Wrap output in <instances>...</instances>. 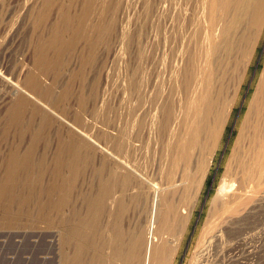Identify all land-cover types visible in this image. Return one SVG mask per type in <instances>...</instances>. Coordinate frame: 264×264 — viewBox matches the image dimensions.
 Segmentation results:
<instances>
[{"label": "rangeland", "instance_id": "obj_1", "mask_svg": "<svg viewBox=\"0 0 264 264\" xmlns=\"http://www.w3.org/2000/svg\"><path fill=\"white\" fill-rule=\"evenodd\" d=\"M58 1L60 3L57 2V0H49V3L51 2L50 6H46V0L45 2L44 0H0V66L4 69V71H6V69L8 68L9 70H11V68L13 70V68L17 66V70H19V68H21L20 65L23 61H25L23 62V64H25L22 65L25 69L27 67L29 71H27L26 69L27 72L25 71L24 75H22L23 77L21 76L22 79L20 78V76L18 77V84H21L24 87V84L26 82V73L29 74V72H36L41 77V80L45 87L53 89V92L50 96H47L45 91H42L41 94L36 93L35 95L30 93L32 97L35 98V100L29 98L31 99V101H29L30 106L23 111L24 114H21V120L19 119V121L14 124L11 122V118L8 114L11 112V104L16 102L17 99L16 97L10 95V98L12 100L8 96L9 100L6 101L8 103L1 105L2 96H5L4 93H9L10 89L8 86L4 85V83H1L0 80V94L2 93L0 95V264H58L59 262L57 260L60 254V246L62 245V243L60 242L62 237L60 238V232L58 230L61 228V218L58 212L51 215L48 211L49 202L54 201L58 203V196L50 197L47 190L49 188L48 186L50 185L51 180L54 178V169L55 167L57 169L59 163L57 161V157L59 148H61L60 144L63 143L66 140L65 138L67 137V131L61 126L62 124H60V122L62 123L65 118L71 119L72 115L78 113V111L80 110L83 111H80L81 115L86 116L85 120H91L90 116L92 115L91 112H93V110L95 111L94 107L100 105L99 107L97 106L96 109H99L100 113H103L102 115H104L105 110H100V108H106V105L109 106V108L111 107L109 112L111 111L112 113L105 114L107 117H105V115H98V117L103 119L102 122H105L106 124L108 123V125L111 124L109 126L106 125L104 129L107 130L108 128H110V131L119 130V132L125 134L124 132H126V130H128L131 126L127 131L129 133H126L128 134V138L131 136L135 138L134 135L144 132L145 134L143 133V135H145L146 139V135H149V133L151 135L152 133L151 130H148L149 128L151 129L152 124H154V120L151 121V119H153V117H156L155 115H153V109L151 108H153L154 105L156 106L159 103H163V100H168L169 97L171 98V96L173 98L174 94L175 100L181 95V91L178 92V94L176 91L177 89L179 91V89L182 87L181 84L178 86L179 88H177L175 87L176 84L174 82L181 81V75L183 74L182 70L184 71V66L187 65L185 61L187 59L192 60L193 57L196 56V44L193 42V46V43H191L193 39L192 36L197 31L196 28L198 27L199 30V27H201L203 24L201 16L199 18L200 20H197V17H199V14H201L199 13V10H196L199 6V3L197 2H200V0H90L91 3L89 0ZM56 2L58 5L62 4L61 7L56 5ZM85 5H87V7ZM43 7H50L48 9H51L50 12L47 11V9H45L46 11H43ZM84 9L88 12L87 14ZM58 10L59 12L62 10V16L61 14L59 15ZM82 10L85 13L81 12ZM40 13L42 16H44V19L49 18L48 20L45 19L46 24ZM191 13L193 14V16H195L193 17L192 15H190ZM57 14L61 17H58ZM81 14L83 15V18L85 15L88 16L89 19L86 18L87 16H85L86 19L84 18V23H86L87 26H85L84 23L80 24V21L78 19L82 17ZM66 15H68L71 19L73 18L75 20L73 22L75 23L71 22V27L68 28L71 29V31L68 29H66L68 30L67 32H65V30L63 31L65 33L64 37L66 38H63L64 33L62 32V38L65 39L64 42L62 38L56 41V32L51 28V26L53 24V21H55L57 18H64ZM78 16L80 17L78 18ZM180 16L183 17L181 18ZM40 17L43 20V22H41L40 24L41 26L39 25L40 21H42L40 20ZM195 18L196 20H194ZM183 19L185 20V24L183 23ZM85 20L87 21L85 22ZM190 21L193 22L191 23ZM186 24L187 26L191 24L189 25V27L191 26L192 28L187 27ZM81 25H84L85 29H82L84 28V26H82L81 28ZM184 25L186 26V28L193 30L191 31L192 35L189 34L190 32H188L190 30L184 28ZM39 26L42 28H40ZM100 26H104L105 28H102L101 30ZM86 27H89L87 28L88 30L86 29ZM97 28L99 29V31ZM80 29L83 31H81ZM93 29L96 30L94 31ZM185 29L187 30V33L189 35L185 32ZM72 31L76 34H74ZM88 31V34L90 35L85 34ZM90 31H93V35H91ZM71 32L74 35H71ZM185 34L187 35V37L185 36ZM79 35L81 37L83 36L81 40H79ZM190 35L192 39L189 41ZM258 35L260 38L259 40ZM84 36L86 37L84 38ZM255 36H253V40L251 41V43H248L244 47L247 51H243V49L241 50L242 53H239L241 51L235 52L233 55H231L232 58L230 56L229 61L226 60L228 64L226 63L225 68L229 66L231 69L229 70L228 68L230 72L227 71V68L225 69L226 72L229 73L227 75L225 72V82L227 88L229 89L228 98L230 101V105H227L225 109L227 110L226 114H228V117L226 116L227 124L223 127V132H221V136L219 138L220 140L215 146L216 148H213V152L211 153L207 151V154L205 155V158L208 157L211 162L208 161L209 159L207 158L208 165L205 168V172L206 170L207 172L204 174V179L199 178L195 181H192V183L187 182L191 185L194 184L192 186L189 185L192 190H190V193L192 195L190 194L189 198L187 199V201L189 199L190 201H183L182 205L184 208L187 207L190 219L185 218L183 222L181 221L183 224L181 222L177 224L175 232L176 234L173 232L175 236L173 234L169 235L170 237L173 235L171 239L169 238L170 240L174 239L176 240V242H179L181 244H179L180 246L178 245L179 249L176 251V254H174L175 256L171 257L172 259L170 258L171 261L169 260L168 264H264V190L258 192L256 195H253V197H248V199L245 200V204L237 208V210L234 212H223L224 214H222L223 207L221 206L222 204L220 205V198L217 202V206L213 203V200L217 195V190L221 186V182L224 180L223 177L225 176L223 175L226 174L228 168L227 166L230 162L229 159H231V155L234 150L233 148H235L234 144H236L239 127L245 121L243 118H245V114L248 111L247 104L252 97V91H254L252 85L263 69L264 27L261 29V31H255ZM184 38H186V40ZM254 38H256V41L258 40V42H256ZM94 40L96 41V43L94 42ZM180 40L182 41L180 42ZM185 41L187 43L190 42L192 45H190V43L189 45H186ZM40 42L43 43V45H41L42 47H40ZM90 42L95 44L93 45ZM255 42L256 44L254 45ZM55 43H58V47ZM62 43L66 44L63 45ZM53 44L56 46H54ZM250 44V47L253 48H249ZM48 45L49 48L47 50L50 51L46 50L45 46L48 47ZM60 45L64 46L63 50L65 51V53L63 51V53H61V55L59 56V61L57 62L56 67H54L50 72L47 71L48 73L43 70L44 72L42 71V74H40V67H38L36 63V61L38 62V58L36 59L35 57H44L45 54L44 59H46L47 62H51L52 59L53 61H56L58 58L56 53L59 51V49H61ZM53 46L54 48L57 47L56 49H54V51L56 50V53L53 52V49L51 50ZM91 46L97 50V56H95V58L91 60L92 63L90 62L83 65V55L81 54L83 51L88 52V49L89 47L91 48ZM185 47H188V50ZM40 48H43L45 51H47V53H50L51 51L52 52L50 54H46L45 51L40 50ZM180 49H182L183 52ZM184 49H186L187 51ZM37 50L44 51V53L41 52L40 54V52L38 53ZM190 50H193L194 52H191L190 54ZM186 52L189 53L188 57ZM179 54L180 56H185L180 57ZM192 54L193 57H190V55ZM235 54H237V58L245 57L243 58L244 62H241V58V60L239 59L240 63H237V61L239 60L235 58ZM177 57L179 59H177ZM185 57H187L186 60ZM50 58L51 60H49ZM180 58L182 61L185 60L183 61L185 65L181 62ZM233 58H235L236 60H233ZM172 59L173 61H175L176 59V63H173ZM230 59H232L236 63ZM179 60L180 64L177 63ZM232 62L234 65L231 64ZM182 64L183 66H179ZM236 65H239V68ZM103 66L105 69L103 68ZM174 66L175 68L177 66V68L179 67L180 69H175ZM232 66H234L235 69ZM231 67L233 68V70ZM106 68L111 69H109L108 72L106 71ZM236 68H238V70H236ZM103 70H105L104 73ZM178 70L181 72H178ZM16 71L14 73H16ZM174 71L176 74L174 73ZM173 73L176 79L172 77ZM230 73L232 74V77H234V79L231 77ZM17 74L18 71L15 76H17ZM176 76L178 78L180 77V81ZM236 77L238 78L237 80ZM108 78L113 79L109 81ZM130 78L133 81H130ZM106 79L108 80L106 81ZM127 79L129 80V83L125 85L128 81ZM172 81L174 85L171 83ZM229 81L231 82V84ZM12 82L17 83V79H12ZM157 82H160V84H158L160 85L159 87H156ZM105 83L111 84H109V86ZM135 83L138 85H136ZM148 83L152 87L147 85ZM129 84L136 89L132 91L133 87H131L130 92ZM167 84L169 87L167 86ZM227 84L230 86H228ZM127 86L129 91L126 89ZM137 86L144 87V91L143 88L142 91L147 92L141 93V88ZM171 86L176 89L175 90L174 88H172L173 90H175V93L173 90H171ZM105 87L107 90L105 89ZM146 87L153 89H147ZM164 87L167 89L166 91ZM124 89L128 92L123 91ZM137 89L140 90L137 91ZM157 89H159V91H157ZM149 90H151V93ZM161 90H164L166 96L170 92L168 98H166ZM237 91L238 93H235ZM106 92L108 94H106ZM152 93L154 95H152ZM156 93H158L159 95H157ZM161 93L164 97H162ZM176 94L179 96H177ZM130 95L132 98L130 97ZM139 95H145L146 98L148 97L146 99L145 96H143L144 101H148L150 99L151 100L148 102L143 101L146 107L144 105H141V108L145 109V111L141 109L143 111H141V113L139 112L140 114H138L141 117L140 119H143L141 121L144 126L132 127L134 126V123L130 119H128L129 108L127 106L131 103L129 101H132V104H135L139 99ZM152 96L155 98H153ZM102 97L105 101L108 102L103 101ZM158 97L160 98V100L162 98L163 99L160 101ZM96 98H98L99 100ZM106 98L108 99L106 100ZM134 98L137 100L135 101ZM231 98H234L236 101H234V99L231 101ZM152 99H154V101L158 104H154V102L152 103ZM100 101H102L103 104L104 102L106 104L103 106V104H101L102 102ZM138 102L137 105H139ZM143 102L141 104H143ZM232 102H234V105H232ZM83 103L86 106H84ZM95 103L97 105H95ZM228 106L230 107V111ZM48 109L54 111L59 116V118H57L56 120V118H54V116H52L50 113H48L49 115L47 116L44 115L43 113L49 111ZM75 109L78 111L76 112ZM147 111L148 113H146ZM109 115L111 117H109ZM147 115H149V117L151 118L150 120H148L149 117ZM139 116H137V119H139ZM60 117L63 120H61ZM105 119H107L108 121ZM145 119H147L145 121L146 123L148 121L147 124H149V121H151L149 124L150 126L147 125V127L145 125ZM130 122L132 124H130ZM126 123L127 125H130H128V129H126ZM96 125L100 124L96 122ZM136 125L137 123L135 124V126ZM91 128L92 127L90 126L88 129ZM141 129H143L142 132ZM100 138V140L97 138L98 140L96 142L98 143L96 144L101 145L96 146V148L93 146V153H91L84 159L83 174L81 177V181L83 183V191L85 192L84 195L89 196V194H97V191L100 189V185L102 184V182L108 179V168H112V166H114L115 164L113 161H111L110 163L106 161L104 162L106 164L105 169L100 168L103 163L101 161V147H104L105 150L107 149L106 151H119L116 154L121 160L130 162L133 164V166L136 165V170L140 169L138 170V172L140 171L141 175L144 174V176L142 175L144 180H137L136 183H133V181H131L130 184L128 183L126 185V187L124 188L125 190L122 191L123 195L119 191L117 192V194H115L116 198L120 196L118 194H121L120 198H123L124 200V208L126 210L128 209L127 211L124 209L125 213H122V217L124 226L127 228L126 231L129 234L127 236H129L130 239L132 238L131 241H133V237L136 234H140L142 230H144V227H148L147 225H149L148 222L150 220L149 215L152 202V190L147 187V182H150L152 180L151 182L153 183L155 181L159 183L158 181H160L159 176L156 174L157 169L155 170L158 163L160 162L159 153L155 147V143H153L152 147L151 145L147 146V148H145V146L139 147L141 150L138 148V150L136 151H132V149H124L122 151L120 148L115 149V146H112L111 148L109 147L110 149L108 147L106 148V146H110L107 145L108 141L105 142L106 140L104 141V138ZM30 147L33 149L32 159L29 164L30 167L26 168L25 170L22 169L21 172L18 171L19 173L17 174L14 181L15 183H13L11 188L6 186V172L7 168L9 167V156L11 151L19 150V153L22 154L21 156H24L25 152ZM125 150H127L128 152ZM140 152L142 153V155L140 154ZM128 154L129 156H127ZM175 155H177L176 159L173 158ZM172 156L173 157L170 156L171 159L167 161L169 162L167 164H173L170 167L172 171L170 170L169 166L168 168L166 166L168 171H171L172 173L180 171L181 173L179 172L178 174H182V170L184 169L183 165L187 164V167L189 165L188 169L184 166L188 170H186V172H196L198 163H196L197 161L195 159L191 161L186 159L182 160L186 161L184 163L180 161L182 159V154L180 155L179 153L178 155V153H174ZM134 157H136V159ZM187 162H191V164H188ZM178 164L179 166H181L179 167ZM172 167H175V170ZM102 170L103 173L101 172ZM100 178L103 181L100 180ZM141 182L143 183V185H141L142 188H137L136 184H142ZM88 187L91 189H89ZM221 200H223L222 197ZM69 206L70 208H73L72 205ZM82 206V208H87V205H85V203H83ZM213 206H215L216 208ZM50 218H53V222L50 221ZM53 223L55 224V230L50 229V226H52ZM218 232L220 234L218 239H212L215 233ZM88 245L86 246V248L90 251V253H92L94 250L92 249V247L94 248V246H91L90 243H88ZM67 250L72 252L73 248ZM86 263L88 264V262ZM140 264H143L142 261Z\"/></svg>", "mask_w": 264, "mask_h": 264}, {"label": "bare ground", "instance_id": "obj_2", "mask_svg": "<svg viewBox=\"0 0 264 264\" xmlns=\"http://www.w3.org/2000/svg\"><path fill=\"white\" fill-rule=\"evenodd\" d=\"M46 1H47V3H45L46 6H50L51 2L49 3V0H46ZM44 2H45V0H44ZM57 2H59V1L57 0ZM57 2H56V5H58ZM90 3H91V1H90ZM197 3H199V6L197 7L198 9H196V8H194V9H196L197 11L199 10V13H201V14H199V17H197L198 18L197 20H200L199 18L201 16L203 24L201 23L202 26L199 27V30H198V27L197 28L195 27L197 31L195 33L193 32L194 33V35L192 36L193 39L191 37V35H192L191 31H193V30L189 29L191 27V26L189 27V25H191V24H189L188 26L186 24V26L189 28H186V26L184 25L185 26L184 28L190 30V31H188V32H190L189 34H191L189 36L190 39L188 38L189 41L192 39L191 43L194 42L196 44V47H195V51L197 49V51L195 52L196 56L193 57V54H192V55H190V57H193V59L192 60L191 59L186 60V58L188 57V54H189L188 52H186V54H187V57H185L186 61L185 60H183V61H185V63L187 65H185L180 58L181 62L185 65L184 66L185 68L183 67L184 71L182 70L183 77L181 75V81H180V79H179L180 77L178 78L177 76H179V75H177L176 77H177V79H179L180 82L175 81L174 83L176 84L175 87L179 88L178 86L180 84L182 87L178 91V89L176 90L174 87H172L174 85L173 79H172L173 81L171 82L173 84L171 86V90H173L172 88H174L177 91V94H178V92L181 91L180 96L176 94L177 96H179L176 100L174 98L175 94H174L173 98L171 96V98L169 97L168 100L165 99V100H163V103H159V104L156 103L154 101V99H152V103L154 102V104H158V105H156V106L154 105V107L151 108V109H153V115H155L156 117H153V119H151L149 117V115H147L149 117L148 120H150V119H151V121L154 120L153 121L154 124H152V128L148 129L149 131L150 130L152 131L151 135L149 133L150 136L146 135L147 138L145 139V135H143V133H144L143 132L141 134L134 135V137L137 139L133 138L132 136L128 138V134H126V133H129L127 131L130 129L131 126L128 124L130 126L128 129L127 123H126V125H127L126 129H128V130L125 129L126 130V132H124L125 134L119 132V130L110 131V128H108L107 130L104 129V127H106V125H108V123L106 124L105 122H102L103 119L98 117V115L100 116L103 113L101 114L99 109H96V107L98 106L96 103H95V105H97V106L94 107L95 111L94 110H93V112H91L92 110L90 111L92 113V115L90 116L92 121L89 118L88 119L90 121L85 120L86 116H82L81 112H80L82 110L78 111L76 109L75 110H76V112L78 111V113L73 114L71 119L65 118L66 120L65 119L63 120L60 117L61 120H63L62 123L60 122V124H62L61 126L67 131V137L65 138L66 140L60 144L61 148H59L58 157H57L58 158L57 161L59 163H58L57 169H56V167L54 169V178L51 180L50 185L48 184L49 185L48 190L46 189L48 191V194L50 197L58 196V203L54 202V201H50L49 202V208H48V211L51 215L58 212L60 214V218H61V228L58 231L60 232L59 233L60 238L62 237L61 241H60L62 243V245L60 246V251H59L60 254H59L58 260H57V261H59L58 264H85L86 262H88V264H140L141 261L143 264H168L169 260L171 261V259H172L171 257H174L175 256L174 254H176V251L179 249L178 245L181 243L176 242V240H174L173 238H172L173 240H170V239L174 235L173 232L174 233L176 232L177 224L181 221L183 222V220H185V218L190 219L187 207L184 208L182 205L183 201L186 202L187 199L189 198L190 194H191L190 193L191 188L189 186L191 184H189L187 182L192 183V181H195L196 179H199V178L204 179V177H205L204 174L207 172V170L205 172V168L208 165V163H207L208 157L205 158V155L207 154V151L211 153V152H213V148L214 149L216 148L215 146H216L217 142L220 140L219 138L221 136V132H223L222 131L223 127L226 126V124H227L226 119L228 117V114H226L227 110H225V109H226L227 105H230L229 104L230 101L228 98V90L229 89L227 88L226 82H225V72H226L225 69L227 68V71H229L231 69L229 66L225 68L226 63H227L226 60L229 61L230 56L233 55L235 52H239L243 49H244L243 51H245L246 49L244 47L248 43H251V41L253 40V36H255V31H257V30L261 31V29L264 27V0H200V2H197ZM45 4H44V6H45ZM61 5H58V6L61 7ZM85 6L87 7V5H85ZM43 8H44L43 11H46L45 9H47V11L50 12V10H51V9L48 10L50 7L49 8L43 7ZM41 10H42V5H41ZM87 10H88V8H87ZM54 11H55V9H54ZM38 12H40V11H38ZM81 12H83V10ZM58 13H59V15L61 14V16L63 15L62 10L60 12L58 10ZM83 13H85V12H83ZM87 13L88 12L86 11V14ZM196 13H198V12H196ZM82 14H81V16H82L81 18H79L80 16H78V18H79L78 20L80 21V24L84 23V18H85V16H87L84 14L85 16L83 18ZM40 15H41V13H40ZM190 15L193 16L192 13ZM57 16H58V14H57ZM61 16H58V17H61ZM43 17L44 16H42V18ZM180 17L182 18L183 16H180ZM42 18L40 17V20H42ZM86 18H88V16ZM181 18H180V20H181ZM45 19L48 20L49 18L48 19L45 18ZM45 19H44V22L46 24ZM58 19H61V20H58ZM194 20H196V18ZM73 21H75V20L73 18L71 19L68 15H66L64 18H57L55 21H53L51 28L56 32V37H55L56 41L60 40L62 38L64 30H65V32H67L68 30L71 31V29H68V28L71 27V22H73ZM86 21L87 20H85V22ZM41 22H43V20L40 21V23L38 22L39 25L41 24ZM181 22H183V21H181ZM73 23H75V22H73ZM183 23L185 24V20ZM197 23H198V21H197ZM197 23H196V26H197ZM84 25L87 26L86 23H84ZM84 25H81V28ZM194 25H195V23H194ZM47 26H48V24H47ZM85 26L82 29H85ZM88 26H89V23H88ZM98 26H96V27H98ZM72 27H73V25H72ZM77 27H79V26H77ZM40 28H42V27H40ZM87 28H89V27H86V29ZM102 28H105V27L102 26L100 29L102 30ZM195 28H194V30H195ZM66 29H68V30H66ZM81 31H83V30H81ZM98 31H99V29H98ZM72 32H71V35L74 33V32L73 33ZM78 32H79V30H78ZM84 32H85V30H84ZM92 32L90 31L91 35H93ZM183 32H182V35H183ZM185 32L187 33V30ZM88 33H89V31L85 34L87 35ZM74 34H76V33H74ZM95 34H97V33H95ZM88 35H90V34H88ZM64 36H65V33L63 35V38H66ZM76 36H78V35H76ZM185 36L187 37L186 34H185ZM80 37H79V40H81L83 36L81 38ZM85 37L86 36H84V38ZM63 38H62V40L64 42L65 39H63ZM184 39L186 40V38H184ZM254 39L256 41V38H254ZM259 39L260 38L258 35V40ZM182 40H180V42ZM258 40L256 42H258ZM53 42H54V40H53ZM92 42H93V39H92ZM94 42L96 43L95 40H94ZM187 42H188V40H187ZM187 42L185 44L189 45L190 42L189 43H187ZM256 42L254 43V45L256 44ZM66 43H64V44H66ZM191 43H190V45H192ZM194 43H193V46H194ZM55 44H57V47H58V43H55ZM91 44H93V43H91ZM41 45H43V43L40 42V47H42ZM51 45H50V47H51ZM183 45H184V43H183ZM183 45H181V46H183ZM54 46H56V45H54ZM54 46L51 48V50L53 49V52L56 53V50L54 51V49H56L57 47L54 48ZM250 46H251V44L249 45V48H253ZM45 47L47 50L49 48V45H48V47L47 46H45ZM45 47H43V48H45ZM256 47H257V45H256ZM43 48L42 49L40 48V50H44ZM60 48L61 49L58 48L59 51L56 53L58 56L56 61H53V59H52L51 62H47L46 59H44L45 54H44V57H40V58L35 57L36 59L38 58V62L36 61V63H37V66L40 67V69H39V71L41 70L40 74H42L43 70H45L46 73H48L47 71L50 72V71H52V69L54 67H56L57 62L59 61V56L64 51L63 50L64 46H61ZM185 48H187V50H188V47H185ZM180 50L182 51V49H180ZM184 50H186V49H184ZM193 50H194V48H193ZM193 50L192 51L190 50V54H191V52L192 53L194 52ZM44 51L37 50V52L38 53L40 52V54H41V52L44 53ZM47 51H50V50H47ZM47 51H45L46 54H50L52 52L51 51L50 53L49 52L47 53ZM64 53H65V51H64ZM96 53H97V50L95 48H93L92 46H91V48L89 47L88 52L83 51L81 54V55H83L82 56L83 57L82 62H84L83 65L90 63L91 60L94 59L95 56H97ZM106 53H109V52H106ZM239 53H242V51ZM180 54H179V56H180ZM183 54H185V53H183ZM249 54H251V53H249ZM100 55H101V53H100ZM236 55L237 54L234 55L235 58H237ZM48 56H47V58H48ZM104 56H106V55H104ZM183 56H185V55H181L180 57H183ZM243 56H244V54H243ZM245 56H246V54H245ZM101 58H103V57H101ZM231 58H232V56H231ZM235 58H233V60ZM241 58H242L241 62H244L243 58H245V57H241ZM241 58H237V60H239V59L241 60ZM177 59H179V58L177 57ZM49 60H51V58ZM180 60L177 63H179ZM230 60H232V59H230ZM240 60L237 61V63L238 62L240 63ZM172 61H173V59H172ZM175 61H176V59H175ZM175 61H173V63ZM23 62H25V61H23ZM23 62H22V64H23ZM233 62H235V61H233ZM233 62L231 64H233ZM22 64L20 65L21 68H19V70H17L18 69V66H17V67H14L13 70L11 67H10L11 70H9V68L8 69L5 68L6 71H4V69L0 66L1 83H4V85L8 86L10 89L9 93H4L5 96L4 95L2 96L1 105L8 103L6 101L9 100L8 96L10 98V95H12L13 97H16V99H17L16 102L11 104V107H10L11 112L8 114L11 118L10 119L11 122L14 124H16L19 121L21 114H24L23 111L27 107L30 106L29 101H31V99L35 100V98L32 97V95L30 93L35 95L36 93L41 94L42 91H45L46 95L50 96L53 92L52 88H49V87L46 88L45 87V85L43 84V82L41 80V77L36 72H33V73L29 72V74L26 73V82L24 84L25 86L23 87L21 84L19 85L18 84V82H19L18 77L20 76V78H21V76L24 75V73L27 69V67L25 69L23 66L25 63L23 65ZM183 64L179 65V66H183ZM229 64H230V62H229ZM171 65H173V64H171ZM239 65H241V64H239ZM239 65H236V66L238 67ZM232 67L234 68V66H232ZM103 68H104V66H103ZM174 68H175V66H174ZM176 68H177V66H176ZM228 68H229V70H228ZM233 68H232V70H233ZM238 68H236V70H238ZM106 69H107L106 71H108L111 68H106ZM16 70L18 71L17 76H15L17 73ZM15 71H16V73H14ZM27 71H29V70L27 69ZM104 71L105 70H103V73H104ZM80 72H81V70H80ZM178 72H181V71L178 70ZM171 73H172V71H171ZM174 73H175V71H174ZM174 73H173L172 77L174 79H176L174 77ZM237 73H238V71H237ZM78 74H79V72H78ZM226 74L228 75L229 73L226 72ZM230 75L232 77L231 73H230ZM168 76H169V74H168ZM233 76H234V73H233ZM9 77H12V78H9ZM104 77H107V76H104ZM14 78L17 79V83L12 82V79L14 80ZM232 78L234 79V77H232ZM108 79L110 81L113 78L112 79L108 78ZM108 79H106V81ZM226 79H227V77H226ZM228 79H230V78H228ZM237 79L238 78L236 77V80ZM100 80H103V79H100ZM130 81H133V80L131 79ZM23 82H22V84H23ZM100 82H99V84H100ZM111 82H113V81H111ZM160 82L159 83L157 82V85L160 84ZM234 82H235V80H234ZM128 83H129V80L127 81L126 84L125 83L124 84L127 85ZM136 83H137V81H136ZM55 84H56V82H55ZM109 84H111V83H109ZM109 84L107 83L106 85H109ZM124 84H122V85H124ZM230 84H231V82H230ZM122 85H121V87H122ZM136 85H138V84H136ZM147 85L150 86L149 83ZM157 85H156V87L160 86V85H158V86ZM167 86H168V84H167ZM228 86H230V85H228ZM252 86H253L254 91H252L253 92L251 94L252 97L247 104V107H248L247 110L248 111L245 114V118H243L245 121L243 120L244 122L243 123L241 122L242 124L238 130V137L236 140V144H234L235 148H233L234 150H233V153L231 155V159H229L230 162H229V165L227 166L228 168H227L226 174L224 173L225 175H223V176H225V177H223L224 180L221 182V186L218 188L217 195L215 196V199L213 200V203L217 206V202L220 198V205L222 204L221 206L223 207L222 208V214H224L223 212L229 213V212L236 211L237 208H239V207L243 206V204H245V200L248 199V197H251V196L253 197V195H256L258 192L264 190V60H263V69L261 70V73L259 74V76L257 77L256 81L253 83ZM2 87H4V86H2ZM106 87H105V89H106ZM131 87H133V86L130 85V92H131ZM137 87H140L141 91L143 88V91H144V87H141V86H137ZM150 87H152V86H150ZM126 89L129 91L128 86ZM134 89H136V88L133 87L132 91ZM147 89H153V88H147ZM159 89H161V88H159ZM159 89H157V91H159ZM106 90H104V91H106ZM138 90H140V89H137V91ZM166 90L167 89L165 88V91ZM175 90H173L174 93H175ZM236 90H237V88H236ZM238 90H240V89H238ZM123 91L128 92L125 89ZM135 91H134V94H135ZM141 91H139V92H141ZM143 91L141 93L147 92V91L146 92H143ZM149 91L151 93V90H149ZM161 91L164 93V90H161ZM168 91H169V88H168ZM153 93H152V95L155 94V93L154 94ZM158 93H156V94L159 95ZM169 93H168V95H170ZM235 93H238V91ZM106 94H108V93L106 92ZM129 94H131V93H129ZM43 95H45V94H43ZM145 95H143V96H145ZM161 95H162V93H161ZM164 95H165V93H164ZM168 95L167 96L165 95L166 98H168ZM143 96L139 95L138 100L134 98L135 101L136 100H137V102L139 101L138 102L139 105H137V102L135 104H132L133 102L129 101L131 103L128 104V106H127L129 108V115L127 114L129 117L128 119H130L134 123L133 124L134 126H132V127L144 126L142 121H141L143 119H140L141 117L138 115L141 113V111H143V110L145 111V109L141 108V105H144L145 104L144 102L147 101V100L144 101ZM130 97H131V95H130ZM130 97H129V99H130ZM152 97H150V98H152ZM162 97H164V96L162 95ZM29 98H31V99H29ZM98 98H96V99H98ZM125 98H126V96H125ZM145 98H146V96H145ZM153 98H155V97H153ZM107 99L108 98H106V100ZM116 99H117V97H116ZM233 99L231 98V101ZM102 100L105 101L103 97H102ZM150 100H148V101H150ZM159 100H160V98H159ZM85 101H87V100H85ZM234 101H236V100L234 99ZM97 102H99V101H97ZM100 102H102V101H100ZM105 102H108V101H105ZM105 102H104V104H103V102L101 104H103V106H104L106 104ZM142 102H143V104H141ZM70 103H72V102H70ZM152 103H151V107H152ZM233 103L234 102H232V105H234ZM40 104H41V102H40ZM83 105H84V103H83ZM84 106H86V105H84ZM92 106H93V104H92ZM144 106L146 107V105H144ZM144 106H142V107H144ZM147 106H148V104H147ZM39 107H41V106H39ZM105 107L106 108H100V110L101 109L105 110V114H108V113L111 114L112 112L111 111L109 112L111 107L109 108V106H106V105H105ZM88 108H89V106H88ZM6 109H7V107H6ZM82 109H84V108H82ZM141 109H143V110H141ZM231 109H232V107H231ZM48 110L49 111H47L43 114L47 116V115H49L48 113H50L52 116H54V118H56V120H57V118H59V116L54 111H52L51 109H48ZM149 111H151V110H149ZM229 111H230V107H229ZM73 113H74V111H73ZM146 113H148V111ZM84 115H86V114H84ZM104 115H102V116H104ZM150 115H151V113H150ZM137 116H139L138 118L140 120L137 119ZM144 116H142V117H144ZM105 117H107V116L105 115ZM109 117H111V116L109 115ZM151 117H152V115H151ZM107 119H105V120H107ZM146 120L147 119L144 120V123L147 126L150 124L151 121H149V124H147L148 121L146 123L145 122ZM45 122H46V120H45ZM93 122H95V123H93ZM96 122L99 123L100 125H96ZM136 123L138 126L137 125L135 126ZM93 124H95V125H93ZM130 124H132V123L130 122ZM109 125H111V124H109ZM90 126L92 128L88 129ZM142 130L143 129H141V132H142ZM146 130H144V131H146ZM100 137L104 138V141L106 140L105 142L108 141L107 145H110V146H106V148L107 147L111 148L112 146H115L116 147L115 149L120 148L122 151L124 149H132V151L133 150L136 151L141 146H145V148H147V146L151 145V147H152L153 143H155L156 144L155 147L159 153L160 162L158 163L157 167L155 166L156 167L155 170L157 169L156 174L159 176L160 181H158L159 183H157L156 181H155L156 183L155 182L153 183V182H151L152 180L150 182H147V185H148L147 187H149L152 190L151 191L152 202H151V206H150L151 208H150V215H149L150 220L148 222L149 225H147L148 227H144V230H142V232L140 234H138V235L136 234L133 237V241H131L132 238L130 239L129 236H127L129 234L126 231L127 228L124 226V223H123L122 213L124 212V209H125L124 208V200H123V198H120L121 194H118V195H120L118 198L115 197V194H117L118 191L120 193H122V191L125 190L124 188L126 187V185L128 183L130 184L131 181H133V183H136L137 180H139V181H142V179L144 180V178L142 177V175L144 176V174L141 175L140 174L141 172L140 171L138 172V170H140V169L136 170V168H137L136 165H134L135 166L134 167L132 163L121 160L118 157V155L116 154L119 151L118 152H112L109 150L106 151L107 149L105 150L104 147L103 148L99 147L101 150V157H102L101 161L103 162V163L101 162L102 165L100 168L105 169L106 164L104 162H106V161H108L109 163L111 161H113L115 164H114V166H112V168L111 167L108 168L109 176H108L107 180L103 181L100 178V180H102L103 182L100 185V189L97 191V194H94V193H93V195L89 194V196L86 195L87 197L84 195L85 192L83 191V183L81 181V177L83 174L84 159L86 157H88L91 153H93L92 152V151H94L92 148L93 146L96 148V146L101 145V144H98V145L96 144V143H98L96 141L98 139L99 140L101 139ZM137 143H139V144H137ZM31 147H33V146H31ZM31 147L25 152L24 156H21L22 154L19 153V150L18 151H15V150L11 151L10 156H9V165H8L9 167L7 168V172H6L7 173V181L5 182L6 186L11 188L13 183H15L14 181L16 179L17 174L19 172H21L22 169L25 170L26 168L30 167L29 164L31 162L32 154H33V149ZM148 149H149V147H148ZM113 151H114V149H113ZM125 151H127V150H125ZM174 153H178V155H179V153H180V155L182 154V159L181 160L177 159V160H180L181 162H184V163L186 161H182V160L186 159V160L191 161V160L195 159L197 161L196 163H198L197 169L195 168L196 172H194V173L186 172V170L189 168V165L187 167L186 166L187 164L186 165L182 164L183 168H184L183 170L181 169L182 174H178L180 171L176 172V173L175 172L172 173L171 172L172 170L170 167L173 164L169 165V164H167V163H169L167 161L170 160L171 157H173L172 155ZM140 154L142 155L141 152H140ZM138 155H139V153H138ZM127 156H129V154ZM176 156L177 155H175L173 158L176 159L177 158ZM211 156H212V154H211ZM134 158L136 159V157H134ZM157 161H159V160H157ZM208 161H210V159ZM165 164H167V165H165ZM188 164H191V162ZM175 165H177V164H175ZM166 166H167V168L169 166L171 171H168ZM178 166H179V164H178ZM184 166L187 167V169ZM175 167H177V166H175ZM101 172L103 173V170ZM129 179H131V180H129ZM145 179H146V177H145ZM18 181H20V180H18ZM146 181H145V183H146ZM145 183H144V185H145ZM141 185H143V183L142 184L137 183L136 187L142 188ZM192 185H194V184H192ZM92 187H93V185H92ZM89 189H91V188H89ZM137 192H138V190H137ZM122 195H123V193H122ZM221 197L223 198V200H221ZM188 201H190V199ZM83 203H85V205H87V208H82L84 206V205L82 206ZM69 205H72L73 208L72 207L70 208ZM213 207H215V206H213ZM225 216H226V214H225ZM50 221L53 222V218H50ZM54 225L55 224L53 223V225L50 226L51 230L56 229V228H54ZM210 225H212V224H210ZM135 228H136V226H135ZM171 234H173V235L170 237L169 235H171ZM219 236H220L219 232L215 233V235H214V237H212V239H218ZM88 243H90L91 246L92 245L94 246V248L92 247V249H94L93 252L91 251L92 253H90V251L86 248ZM70 247L73 248L72 252L67 250V249H71ZM64 249H65V251H64ZM86 260H88V261H86ZM139 260H141V261H139Z\"/></svg>", "mask_w": 264, "mask_h": 264}]
</instances>
